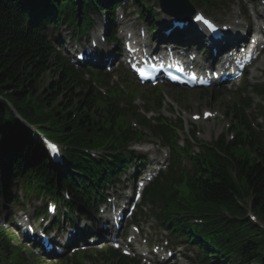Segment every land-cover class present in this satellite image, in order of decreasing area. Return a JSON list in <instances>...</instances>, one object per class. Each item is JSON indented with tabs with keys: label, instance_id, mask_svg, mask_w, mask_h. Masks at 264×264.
Masks as SVG:
<instances>
[{
	"label": "trees",
	"instance_id": "1",
	"mask_svg": "<svg viewBox=\"0 0 264 264\" xmlns=\"http://www.w3.org/2000/svg\"><path fill=\"white\" fill-rule=\"evenodd\" d=\"M94 1L98 0L80 3L90 7ZM77 5L76 0H0V176L20 177L26 189L35 182L51 187L57 174L63 185L79 181L87 189V182L96 181L89 163L105 174L102 180L110 178L127 161H89L84 149L119 151L130 140L143 137L131 129L129 119L147 123L133 109L131 98L127 107H120V99L126 97L118 89L102 96L46 40V25L68 11L76 15ZM8 102L63 145L72 172L53 168L41 139L17 121ZM165 126L155 134L170 142L172 132L169 135ZM218 149L223 156L208 151L198 159L193 176L180 179L173 171L167 174L168 190L160 191L165 217L175 231L199 239L205 258L222 256L225 264H264V229L247 218L252 211L264 222V144L253 133H240L229 145L218 144ZM179 212L189 217L207 214V224L191 228ZM3 241L0 237V252L7 256L10 250ZM83 256L93 264H131L108 249ZM3 259L0 255V263ZM10 260L18 262L15 256Z\"/></svg>",
	"mask_w": 264,
	"mask_h": 264
},
{
	"label": "rangeland",
	"instance_id": "2",
	"mask_svg": "<svg viewBox=\"0 0 264 264\" xmlns=\"http://www.w3.org/2000/svg\"><path fill=\"white\" fill-rule=\"evenodd\" d=\"M120 74L122 75V73ZM45 78H46L45 79L46 81L50 79L49 77H45ZM140 90H141L140 93H137L135 95L142 96L145 90L144 89H140ZM164 90L168 91L169 93L167 96V99L172 101L174 105L176 106H177V103H175L174 100L178 101L182 108L189 111L188 113H197L201 111V109L203 108H209L211 110L220 111L221 113H226L229 109V106H231V103L235 100L233 99L232 94H228V97H226V95L225 96L220 95L215 100V98L219 95L218 92H213V93L210 92L208 97H203V98L199 97L198 95H196V93L193 92V93H188L189 94L188 98H185L183 101V98H181L179 95V91H174V90H169V89H164ZM255 99L256 98H254V100ZM164 100H165V97H164ZM197 102L200 103V106L198 107H197ZM139 105L142 106L141 104ZM164 112L167 113V107L165 106H164ZM218 125H219V122H217L215 128H217ZM143 227L145 229V232L150 234L151 242L154 244H156L158 240H161V236L164 235L162 234L161 236H159L162 232L154 228L151 223H149V225H144ZM15 255H16V252L14 251L12 256L14 257ZM1 264H10V260H5L4 263H1ZM30 264H34V263H30ZM49 264H60V263L55 261Z\"/></svg>",
	"mask_w": 264,
	"mask_h": 264
},
{
	"label": "bare ground",
	"instance_id": "3",
	"mask_svg": "<svg viewBox=\"0 0 264 264\" xmlns=\"http://www.w3.org/2000/svg\"><path fill=\"white\" fill-rule=\"evenodd\" d=\"M239 15H240V13L239 12H236L235 13V19H238V17H239ZM261 17H263V14H261ZM130 27H131V25H127V31H126V33H128V31H130L131 29H130ZM125 35V34H124ZM203 43V42H202ZM216 47L218 48V50H220L222 47L219 45V44H217L216 45ZM225 48V47H224ZM237 52H240V51H237ZM100 53H102L103 54V51H101ZM206 54H208V52H206ZM230 54H239V53H223V54H217V55H214V56H210V59H212V61H214V60H216L219 56H222V57H224V58H226V57H228ZM97 55H99V53L97 52ZM262 65V67L264 66V63H262L261 64ZM227 78V80H230V79H232V77L231 76H227L226 77ZM197 106H200V103L199 102H197ZM210 126V125H209ZM138 174H140L139 172H130V174L128 175L131 179H134L135 177H137L138 178ZM104 200L105 199H101V200H99L98 202H97V205L98 206H100V207H103V205H104ZM114 200H112L111 202H113ZM117 201V200H116ZM75 210V207H72V209H71V211L69 212V214L70 213H72L73 211ZM75 230V229H74ZM103 232V231H102ZM104 233V232H103ZM22 237H24L26 240H29L27 237H25V236H22ZM214 261V260H213ZM212 264H218V263H216L215 261H214V263H212Z\"/></svg>",
	"mask_w": 264,
	"mask_h": 264
},
{
	"label": "snow or ice",
	"instance_id": "4",
	"mask_svg": "<svg viewBox=\"0 0 264 264\" xmlns=\"http://www.w3.org/2000/svg\"><path fill=\"white\" fill-rule=\"evenodd\" d=\"M196 19L197 20H200V21H204V23L207 24L208 27H210V28H213L214 27L209 21L205 20V18L203 16H197ZM51 148L53 150H56V146L55 145H51Z\"/></svg>",
	"mask_w": 264,
	"mask_h": 264
},
{
	"label": "water",
	"instance_id": "5",
	"mask_svg": "<svg viewBox=\"0 0 264 264\" xmlns=\"http://www.w3.org/2000/svg\"><path fill=\"white\" fill-rule=\"evenodd\" d=\"M166 6H168L167 4H164V7L166 8Z\"/></svg>",
	"mask_w": 264,
	"mask_h": 264
}]
</instances>
